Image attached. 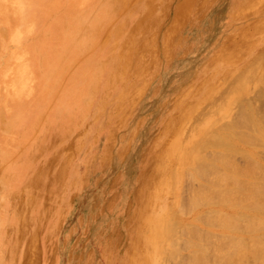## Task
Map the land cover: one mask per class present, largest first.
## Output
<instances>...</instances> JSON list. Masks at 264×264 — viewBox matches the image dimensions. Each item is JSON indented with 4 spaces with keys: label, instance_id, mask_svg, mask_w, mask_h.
Wrapping results in <instances>:
<instances>
[{
    "label": "rangeland",
    "instance_id": "rangeland-1",
    "mask_svg": "<svg viewBox=\"0 0 264 264\" xmlns=\"http://www.w3.org/2000/svg\"><path fill=\"white\" fill-rule=\"evenodd\" d=\"M45 2L27 37L25 16L0 12L3 58L30 49L45 89L42 106L14 111L0 74V264H162L140 233L151 193L153 210L174 199L157 195V168L264 50V0ZM86 35L82 60L65 39Z\"/></svg>",
    "mask_w": 264,
    "mask_h": 264
},
{
    "label": "bare ground",
    "instance_id": "bare-ground-1",
    "mask_svg": "<svg viewBox=\"0 0 264 264\" xmlns=\"http://www.w3.org/2000/svg\"><path fill=\"white\" fill-rule=\"evenodd\" d=\"M44 1L0 0V12L25 16L21 34L27 37L40 24V12L48 8ZM90 38L86 35L74 46L70 45L71 38H66L65 45L70 52L80 51L83 60ZM1 52V81L15 92L13 110L28 104L42 106L45 89L37 57L30 49L17 60L12 54L3 58ZM256 58L250 68L238 73L236 87L216 115L209 116L207 125L213 118L216 122L222 116L228 120L210 132L205 130V120L200 122L194 129L198 138L193 131L190 142L175 144L156 167L157 195L164 185L172 189L174 199L153 210L156 194L152 192L149 215L140 233L145 234L148 228L144 236L152 240V245L162 251L167 246L163 255L159 249L162 264H264V50ZM258 60L259 64L253 66ZM45 67L49 73L51 59L46 60ZM235 105L238 109L233 114ZM168 158L172 161L169 168L165 163ZM138 244L133 243V250ZM145 255L147 259L153 257L146 249Z\"/></svg>",
    "mask_w": 264,
    "mask_h": 264
}]
</instances>
